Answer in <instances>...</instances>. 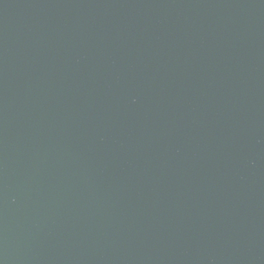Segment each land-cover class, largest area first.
Listing matches in <instances>:
<instances>
[{"label": "water", "instance_id": "obj_1", "mask_svg": "<svg viewBox=\"0 0 264 264\" xmlns=\"http://www.w3.org/2000/svg\"><path fill=\"white\" fill-rule=\"evenodd\" d=\"M0 264H264V0H0Z\"/></svg>", "mask_w": 264, "mask_h": 264}]
</instances>
